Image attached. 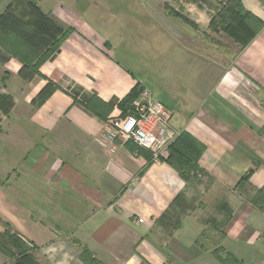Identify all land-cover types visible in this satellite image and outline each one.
<instances>
[{
    "label": "crops",
    "instance_id": "obj_1",
    "mask_svg": "<svg viewBox=\"0 0 264 264\" xmlns=\"http://www.w3.org/2000/svg\"><path fill=\"white\" fill-rule=\"evenodd\" d=\"M35 1L72 32L36 73L0 47V224L53 264H79L82 246L104 264H264V0H241L263 23L243 49L209 27L224 0ZM136 83L203 144L197 178L101 144ZM94 96L105 117L84 107Z\"/></svg>",
    "mask_w": 264,
    "mask_h": 264
},
{
    "label": "trees",
    "instance_id": "obj_2",
    "mask_svg": "<svg viewBox=\"0 0 264 264\" xmlns=\"http://www.w3.org/2000/svg\"><path fill=\"white\" fill-rule=\"evenodd\" d=\"M262 21L252 12L245 9L241 0L219 1L216 10L210 17L209 27L214 31H222L231 37L243 49L256 36ZM72 32L71 27L60 25L53 17L43 12L35 0H12L0 13V47L17 58L22 68L36 73L39 64L49 58L59 48L61 42ZM58 88L55 84L43 90L37 103L44 101L50 93ZM136 83L129 92L118 101L117 105L124 113L132 100L141 90ZM84 107L105 117L101 108L111 110L110 105L97 97H92ZM106 111V112H107ZM204 149L197 139L185 131L179 132L168 147V154L163 157L182 178H197L200 172L198 159ZM147 157L149 154L138 149ZM252 170L241 176L239 182L248 179ZM8 225V224H6ZM10 227V226H9ZM207 237V236H206ZM205 238L200 235L199 241ZM29 242V241H28ZM26 240L12 232L7 234L5 241L0 240V253L11 256L10 264H38L34 256V247ZM13 249V250H12ZM217 250H213L216 253ZM222 264H243L232 253L225 252L224 256L217 254ZM79 264H104L85 247L82 246L78 254Z\"/></svg>",
    "mask_w": 264,
    "mask_h": 264
},
{
    "label": "built area",
    "instance_id": "obj_3",
    "mask_svg": "<svg viewBox=\"0 0 264 264\" xmlns=\"http://www.w3.org/2000/svg\"><path fill=\"white\" fill-rule=\"evenodd\" d=\"M106 124L101 144L132 141L146 149L153 160L167 156L168 147L177 135L171 124V112L144 87L124 113L108 117Z\"/></svg>",
    "mask_w": 264,
    "mask_h": 264
},
{
    "label": "rangeland",
    "instance_id": "obj_4",
    "mask_svg": "<svg viewBox=\"0 0 264 264\" xmlns=\"http://www.w3.org/2000/svg\"><path fill=\"white\" fill-rule=\"evenodd\" d=\"M117 54V57L119 58V51L117 50V52H116ZM135 53V52H134ZM144 60L146 61V62H148L150 65L149 66H146V68L148 69V70H145L144 72L145 73H149V74H152V70H154V67H153V69H152V65H153V59H152V56H151V50L150 49H147L146 50V52L144 51ZM168 84V83H167ZM154 85H165V82H157L156 84H154ZM152 92V91H151ZM154 98L157 100V101H159V102H161L162 104H166V105H168V102H167V100H166V98L163 96V95H161V94H159V92L157 91V93L156 92H154ZM12 174V173H11ZM212 207H213V204L212 205H209V208H207V211L209 212V214L208 215H210V211L212 212L213 211V209H212ZM214 208V207H213ZM208 227H209V225H208ZM12 232H14V233H16V234H18L20 237H21V239H23V240H26L25 238H24V236L22 235V234H20L18 231H16V230H13L11 227H9V225H6L5 223L3 224H0V240L1 241H5V237L7 236V234H9V233H12ZM209 239L210 240H212V243H214V239L216 240L217 239V237L216 236H213L212 238H210L209 237ZM208 241V244H211V241ZM27 241V240H26ZM28 242V241H27ZM29 243V242H28ZM81 249V248H80ZM13 250V249H12ZM34 252V256H35V258H36V260H37V262H38V264H53V263H51L49 260H48V258H46V257H39V252H37L36 250H34L33 251ZM79 252H80V250H79ZM79 254V253H78ZM13 261V259H12V257L11 256H7V255H5V254H3V253H0V264H10V262H12ZM71 261H72V259H70L68 262H69V264L71 263Z\"/></svg>",
    "mask_w": 264,
    "mask_h": 264
}]
</instances>
